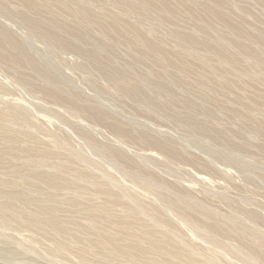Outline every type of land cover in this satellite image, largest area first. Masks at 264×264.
Here are the masks:
<instances>
[{
	"label": "rangeland",
	"instance_id": "rangeland-1",
	"mask_svg": "<svg viewBox=\"0 0 264 264\" xmlns=\"http://www.w3.org/2000/svg\"><path fill=\"white\" fill-rule=\"evenodd\" d=\"M178 1L0 0V264H264V0Z\"/></svg>",
	"mask_w": 264,
	"mask_h": 264
},
{
	"label": "bare ground",
	"instance_id": "bare-ground-1",
	"mask_svg": "<svg viewBox=\"0 0 264 264\" xmlns=\"http://www.w3.org/2000/svg\"><path fill=\"white\" fill-rule=\"evenodd\" d=\"M147 1V0H146ZM160 1V0H159ZM180 1V0H179ZM178 1V2H179ZM168 4V3H167ZM170 4V3H169ZM218 14V13H217ZM232 29V28H231ZM237 31H239V30H237ZM188 36V35H187ZM189 37V36H188ZM208 37V36H207ZM143 39V38H142ZM194 41V40H193ZM157 47V46H156ZM208 47V46H207ZM212 48H213V46H211ZM220 47V46H219ZM224 47V46H223ZM216 49V48H215ZM219 49V48H218ZM224 50V49H223ZM208 51H210V50H208ZM213 52H214V50H213ZM228 54V53H227ZM92 56V55H91ZM233 56V55H232ZM229 57V56H228ZM235 57V56H234ZM172 58V57H171ZM178 58V57H177ZM166 59L168 60V59H170V58H168V57H166ZM180 59V58H179ZM96 61V60H95ZM94 61V62H95ZM173 61V60H172ZM171 61V62H172ZM175 61V60H174ZM174 61H173V63H174ZM181 61V60H180ZM177 63V62H176ZM181 63V62H180ZM204 75V74H203ZM120 76V75H119ZM116 78H118V77H116ZM126 78V77H125ZM118 79H121L120 81H124V77L123 76H121L120 78H118ZM135 93H140L141 94V91L140 90H137Z\"/></svg>",
	"mask_w": 264,
	"mask_h": 264
}]
</instances>
